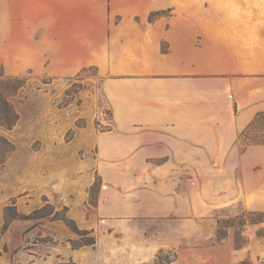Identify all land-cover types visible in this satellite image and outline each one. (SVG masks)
Here are the masks:
<instances>
[{"label": "rangeland", "instance_id": "rangeland-1", "mask_svg": "<svg viewBox=\"0 0 264 264\" xmlns=\"http://www.w3.org/2000/svg\"><path fill=\"white\" fill-rule=\"evenodd\" d=\"M70 9L80 36L83 29L94 32V63L28 58L0 70L3 97L17 115L9 129L0 125V264H167L182 250L211 246L218 247V264L259 263L264 221L244 225L240 246L232 227L215 239L219 218L253 211L263 220L264 210L249 209L242 199L224 207L137 211L128 220H91L93 228L72 214L76 207L93 214L108 176L124 169L125 162L104 160L102 135L116 131L120 118L110 91L134 76L135 58H173L192 75L260 81L264 0L47 2V13L64 20ZM204 163L191 162L192 188L194 172L218 180ZM197 198L192 192V205ZM78 250L87 251L77 257Z\"/></svg>", "mask_w": 264, "mask_h": 264}, {"label": "crops", "instance_id": "crops-1", "mask_svg": "<svg viewBox=\"0 0 264 264\" xmlns=\"http://www.w3.org/2000/svg\"><path fill=\"white\" fill-rule=\"evenodd\" d=\"M47 2L0 0V70L28 58L94 63L92 29L80 36L77 14L70 9L65 20L61 13L48 14ZM172 60L135 58L134 76L110 91L120 120L116 131L102 135V154L104 160L125 162L124 169L108 176L93 214L74 207L72 218L82 227L119 215L128 220L137 211L224 207L238 199L264 210V144L244 138L255 114L264 110V79L192 75L189 66ZM191 162H205L204 170L215 169L218 180L194 172L198 183L192 188ZM192 192L198 195L195 205ZM258 256L257 264H264V250ZM143 261L138 262L152 264ZM167 264H218V247L185 249Z\"/></svg>", "mask_w": 264, "mask_h": 264}, {"label": "trees", "instance_id": "trees-1", "mask_svg": "<svg viewBox=\"0 0 264 264\" xmlns=\"http://www.w3.org/2000/svg\"><path fill=\"white\" fill-rule=\"evenodd\" d=\"M1 83V82H0ZM17 115L8 107L7 101L3 97V90L0 86V125L4 126L5 128L9 129L15 122ZM258 128L261 132L259 135L250 136V132H252L255 128ZM244 138L247 139H259L264 144V111L257 112L251 122L249 123L245 133ZM257 214L256 212H241L240 214L230 217V218H219L217 220V230H216V241L220 242L226 236L227 229L232 227L235 232L234 236V244L235 246H240L243 241L244 237L241 235V231L245 224L250 223L254 224L263 220H259L253 217V215ZM260 216L264 217V213H258ZM264 234V229L262 231H258V235ZM160 258V257H158ZM175 258V255L172 259ZM171 259V260H172ZM171 260H166L165 263H169Z\"/></svg>", "mask_w": 264, "mask_h": 264}]
</instances>
